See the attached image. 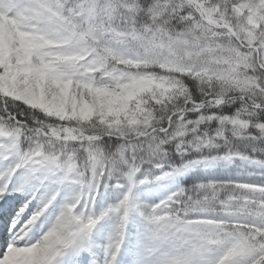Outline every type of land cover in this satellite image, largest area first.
I'll return each instance as SVG.
<instances>
[{
  "label": "snow or ice",
  "instance_id": "snow-or-ice-1",
  "mask_svg": "<svg viewBox=\"0 0 264 264\" xmlns=\"http://www.w3.org/2000/svg\"><path fill=\"white\" fill-rule=\"evenodd\" d=\"M0 264H264V0H0Z\"/></svg>",
  "mask_w": 264,
  "mask_h": 264
}]
</instances>
